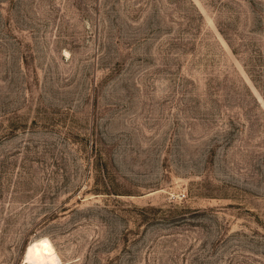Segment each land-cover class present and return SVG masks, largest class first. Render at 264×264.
<instances>
[{
    "label": "rangeland",
    "instance_id": "obj_1",
    "mask_svg": "<svg viewBox=\"0 0 264 264\" xmlns=\"http://www.w3.org/2000/svg\"><path fill=\"white\" fill-rule=\"evenodd\" d=\"M264 264V0H0V264Z\"/></svg>",
    "mask_w": 264,
    "mask_h": 264
},
{
    "label": "bare ground",
    "instance_id": "obj_2",
    "mask_svg": "<svg viewBox=\"0 0 264 264\" xmlns=\"http://www.w3.org/2000/svg\"><path fill=\"white\" fill-rule=\"evenodd\" d=\"M23 264H59V258L51 242L39 238L26 247Z\"/></svg>",
    "mask_w": 264,
    "mask_h": 264
}]
</instances>
